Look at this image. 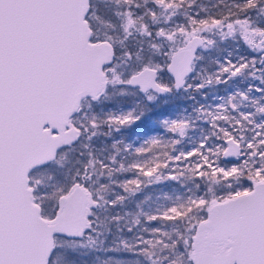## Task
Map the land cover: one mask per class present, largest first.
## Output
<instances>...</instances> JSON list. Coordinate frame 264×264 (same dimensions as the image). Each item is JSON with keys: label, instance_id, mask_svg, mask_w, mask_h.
I'll list each match as a JSON object with an SVG mask.
<instances>
[{"label": "snow or ice", "instance_id": "obj_1", "mask_svg": "<svg viewBox=\"0 0 264 264\" xmlns=\"http://www.w3.org/2000/svg\"><path fill=\"white\" fill-rule=\"evenodd\" d=\"M0 264H264V0H0Z\"/></svg>", "mask_w": 264, "mask_h": 264}]
</instances>
